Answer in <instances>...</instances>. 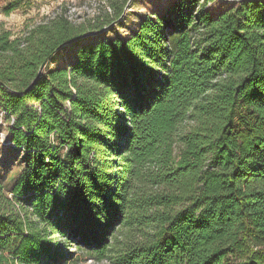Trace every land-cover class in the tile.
<instances>
[{"label": "trees", "instance_id": "1", "mask_svg": "<svg viewBox=\"0 0 264 264\" xmlns=\"http://www.w3.org/2000/svg\"><path fill=\"white\" fill-rule=\"evenodd\" d=\"M215 1L107 41L65 6L0 29L24 166L11 197L0 183V264H264V0L213 17Z\"/></svg>", "mask_w": 264, "mask_h": 264}, {"label": "rangeland", "instance_id": "2", "mask_svg": "<svg viewBox=\"0 0 264 264\" xmlns=\"http://www.w3.org/2000/svg\"><path fill=\"white\" fill-rule=\"evenodd\" d=\"M173 0H0V29L20 36L29 24L39 22L43 17L58 12L66 7L67 16L76 23H91L106 27L100 30L102 39L125 38L144 17L161 14ZM233 0L215 1L210 7L213 17L234 6ZM13 6V7H12ZM12 7L13 10L6 11ZM123 8L122 19L115 21L113 9ZM110 22V23H109ZM97 36V35H95ZM95 42V41H93ZM73 60V46L65 48L54 59L51 67L66 66ZM0 109V183L8 197L15 181L22 173L24 166L21 152L14 150L7 142L9 122ZM81 264H109L107 261H82Z\"/></svg>", "mask_w": 264, "mask_h": 264}, {"label": "built area", "instance_id": "3", "mask_svg": "<svg viewBox=\"0 0 264 264\" xmlns=\"http://www.w3.org/2000/svg\"><path fill=\"white\" fill-rule=\"evenodd\" d=\"M60 8H61V7H60ZM67 12H68V11H66V17H68V16H67ZM58 13H60V10H59L58 12H53V14L48 15V16H45V17H48V18H49V17H53V16H55V15L58 14ZM45 17H43V18H45ZM43 18H42V19H43ZM42 19H41V20H42ZM68 19H69L70 21H72L69 17H68ZM41 20H40L39 22H41ZM73 22H74V21H73ZM37 23H38V22H37Z\"/></svg>", "mask_w": 264, "mask_h": 264}, {"label": "water", "instance_id": "4", "mask_svg": "<svg viewBox=\"0 0 264 264\" xmlns=\"http://www.w3.org/2000/svg\"><path fill=\"white\" fill-rule=\"evenodd\" d=\"M98 34V32L97 33H93V34H87V35H85V36H83V37H91V36H95V35H97ZM43 69V66H41L40 67V71Z\"/></svg>", "mask_w": 264, "mask_h": 264}]
</instances>
